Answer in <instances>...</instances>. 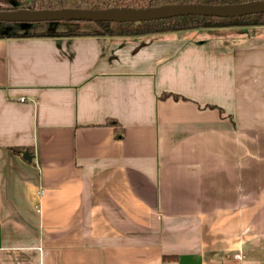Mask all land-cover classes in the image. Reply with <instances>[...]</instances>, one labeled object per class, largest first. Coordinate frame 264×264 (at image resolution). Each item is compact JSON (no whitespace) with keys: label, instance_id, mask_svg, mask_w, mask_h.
Wrapping results in <instances>:
<instances>
[{"label":"crops","instance_id":"crops-1","mask_svg":"<svg viewBox=\"0 0 264 264\" xmlns=\"http://www.w3.org/2000/svg\"><path fill=\"white\" fill-rule=\"evenodd\" d=\"M166 261L264 264V25L0 35V264Z\"/></svg>","mask_w":264,"mask_h":264},{"label":"trees","instance_id":"trees-1","mask_svg":"<svg viewBox=\"0 0 264 264\" xmlns=\"http://www.w3.org/2000/svg\"><path fill=\"white\" fill-rule=\"evenodd\" d=\"M251 0H18L19 3L10 4L8 6L1 5L0 9L10 10L16 8H28L33 10L40 9H55V8H80V9H106V8H144L147 6H158L163 4H232L243 3ZM20 5V6H18ZM82 22V21H77ZM90 27L85 29H70V30H55V31H40V32H12L0 33L4 36H21V37H55V36H108V37H130L144 35H159L160 33H169L174 31L189 30V29H204V28H233V27H248V26H263L264 11L262 13H250L248 15L222 17L208 15H183L170 18H160L159 20H144V21H129V22H111L102 21L91 22ZM162 96L172 95L174 98L178 94H170L164 92ZM113 125L116 122L110 121ZM19 152V149H13Z\"/></svg>","mask_w":264,"mask_h":264},{"label":"water","instance_id":"water-1","mask_svg":"<svg viewBox=\"0 0 264 264\" xmlns=\"http://www.w3.org/2000/svg\"><path fill=\"white\" fill-rule=\"evenodd\" d=\"M264 11V0H251L243 3L232 4H163L158 6H147L144 8H106L99 10L80 9V8H55V9H0V21L4 22H40L47 21H91L99 22H129V21H144V20H159L160 18H170L183 15H208L233 17L248 15L250 13H262Z\"/></svg>","mask_w":264,"mask_h":264},{"label":"rangeland","instance_id":"rangeland-1","mask_svg":"<svg viewBox=\"0 0 264 264\" xmlns=\"http://www.w3.org/2000/svg\"><path fill=\"white\" fill-rule=\"evenodd\" d=\"M14 3H19L18 0H0V4L10 5ZM1 6V5H0ZM20 6V5H18ZM90 27L88 21L77 22V21H47L40 20V22H4L0 21V32H40V31H55V30H70V29H85Z\"/></svg>","mask_w":264,"mask_h":264},{"label":"built area","instance_id":"built-area-1","mask_svg":"<svg viewBox=\"0 0 264 264\" xmlns=\"http://www.w3.org/2000/svg\"><path fill=\"white\" fill-rule=\"evenodd\" d=\"M163 264H170V263L166 261V262H164Z\"/></svg>","mask_w":264,"mask_h":264}]
</instances>
